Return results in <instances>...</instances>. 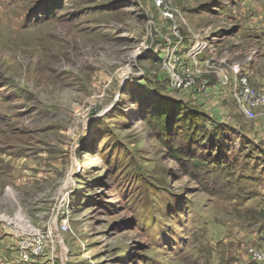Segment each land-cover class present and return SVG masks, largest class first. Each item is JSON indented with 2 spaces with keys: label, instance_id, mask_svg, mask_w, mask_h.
<instances>
[{
  "label": "rangeland",
  "instance_id": "374dc122",
  "mask_svg": "<svg viewBox=\"0 0 264 264\" xmlns=\"http://www.w3.org/2000/svg\"><path fill=\"white\" fill-rule=\"evenodd\" d=\"M166 5L0 0V264H264V0Z\"/></svg>",
  "mask_w": 264,
  "mask_h": 264
},
{
  "label": "built area",
  "instance_id": "2783aa9c",
  "mask_svg": "<svg viewBox=\"0 0 264 264\" xmlns=\"http://www.w3.org/2000/svg\"><path fill=\"white\" fill-rule=\"evenodd\" d=\"M157 7H159L166 16L172 17V12L169 11V7L166 5V0H153ZM197 46H193L187 50V54H194V51ZM175 60L173 65H169L167 68L168 73L171 75V78L174 81L173 86L179 89L182 87H187L190 81L185 79L184 77L190 75L191 66L183 64V62L176 63ZM179 68L181 71H179ZM176 70V71H175ZM224 85H227L228 90L232 94L236 103L239 104L242 113L249 118H253L255 116V112L258 108L264 107V77L258 84H254L250 82L249 77L246 72L238 70L234 72V76L230 79L225 78L223 81ZM255 256H260L259 253H256ZM264 257V254H262Z\"/></svg>",
  "mask_w": 264,
  "mask_h": 264
},
{
  "label": "trees",
  "instance_id": "16d2710c",
  "mask_svg": "<svg viewBox=\"0 0 264 264\" xmlns=\"http://www.w3.org/2000/svg\"><path fill=\"white\" fill-rule=\"evenodd\" d=\"M163 116H164V114L161 113V114L158 115L157 118H158V119H161ZM178 118H179V117L177 116V119H178ZM175 119H176V118H174V120H175ZM161 123H163V122H162V119H161ZM161 123H158V127L160 126L162 129H167V127L164 126L163 124L161 125ZM170 123H171V121H170V122H167V125H169Z\"/></svg>",
  "mask_w": 264,
  "mask_h": 264
},
{
  "label": "crops",
  "instance_id": "0c3cea01",
  "mask_svg": "<svg viewBox=\"0 0 264 264\" xmlns=\"http://www.w3.org/2000/svg\"><path fill=\"white\" fill-rule=\"evenodd\" d=\"M206 83H207V82H206ZM225 91H227V93H226L227 95H230V94L228 93V89L225 90ZM221 97H222V96H221ZM225 97H226V95H225ZM229 98H230V97H228V98H226V99L229 100ZM222 99L226 100L224 97H222ZM224 103H226V102L224 101ZM207 106H208V105H207ZM208 107H209V106H208ZM210 107L215 108L213 104L210 105ZM209 109H210V108H209ZM212 113H213V115H214L215 112H212ZM223 113H224V111L222 112V114H223Z\"/></svg>",
  "mask_w": 264,
  "mask_h": 264
},
{
  "label": "bare ground",
  "instance_id": "6f19581e",
  "mask_svg": "<svg viewBox=\"0 0 264 264\" xmlns=\"http://www.w3.org/2000/svg\"><path fill=\"white\" fill-rule=\"evenodd\" d=\"M5 21V20H4ZM11 21V20H10ZM8 23V22H7ZM12 38H14V37H12ZM15 39V38H14ZM20 222H22V223H25V221H23V219H21L20 220ZM26 224V223H25Z\"/></svg>",
  "mask_w": 264,
  "mask_h": 264
}]
</instances>
